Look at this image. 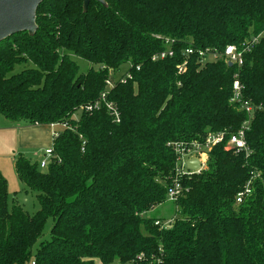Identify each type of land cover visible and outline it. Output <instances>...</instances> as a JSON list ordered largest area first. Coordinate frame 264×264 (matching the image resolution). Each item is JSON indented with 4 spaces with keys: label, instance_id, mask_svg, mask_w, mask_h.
<instances>
[{
    "label": "trees",
    "instance_id": "1",
    "mask_svg": "<svg viewBox=\"0 0 264 264\" xmlns=\"http://www.w3.org/2000/svg\"><path fill=\"white\" fill-rule=\"evenodd\" d=\"M103 1L84 12L83 0H45L34 34L0 42V114L66 124L44 170L15 158L18 180L37 192L34 214L15 196L9 202L0 172V264H264V0ZM258 34L240 67L184 55L188 46L222 50ZM167 39L173 56L152 60ZM24 62L33 67L12 74ZM127 63L130 77L106 93L119 122L103 106L80 111ZM235 79L255 108L249 152L216 144L205 169L176 174L170 143L232 133L246 119L231 102ZM174 179L183 188L173 202L178 218L163 228L145 214L166 201Z\"/></svg>",
    "mask_w": 264,
    "mask_h": 264
},
{
    "label": "built area",
    "instance_id": "2",
    "mask_svg": "<svg viewBox=\"0 0 264 264\" xmlns=\"http://www.w3.org/2000/svg\"><path fill=\"white\" fill-rule=\"evenodd\" d=\"M261 34H258L256 36H252L250 39H245L244 41L239 42L238 44H228L224 47L222 50H218L215 48L211 49H197L193 48L191 46H188L184 50L185 57L191 55V54H198L199 62L205 63L207 61H217L222 60L227 65L236 67H240L243 62V56L248 51L253 48V45L258 41ZM173 40H166L165 41V49L161 52L154 54L152 57V60H158V59H164L166 57H172L174 54V49L172 48ZM184 63L178 67V71L184 70ZM130 64H128L129 68ZM128 68L124 74H119L118 76L115 75V78H109L105 80V88L104 91H102L99 95V98L95 100L92 103H88L84 106H81L79 108L82 112H91L93 110H97L101 106H103L106 111L115 119L116 122H119V113L112 102L108 101L106 99V93L107 90L112 88L114 86V83L117 82L124 83L129 77ZM116 73V72H115ZM233 92L231 97V102L238 106L240 110H243L246 115V119L242 122L241 127L232 133H228L226 131H218V132H207L206 136L204 137V141L202 142H192L189 144H184L181 142H173L170 143V145L173 147L174 152L177 154L176 159V166H175V172L176 174L184 173L186 172H199L206 168L209 151L211 148L216 145L223 143L225 144L226 149H233L235 151H244L245 153H248L249 150L247 148L246 144V131L250 127V122L253 118L254 114V106L243 98L242 94V86L239 83L237 79L233 81ZM50 126L53 128L52 137L56 135V127H62L64 128L66 126L65 123H51ZM41 159L38 162L39 167L46 168L50 162V159L53 155L52 147H48L44 150H42ZM196 158L199 163L200 167L196 171H192L190 169H187L186 167V161L190 159ZM182 185L177 180L174 179L170 183V185L167 187V198L169 201H175L182 195ZM250 193V189L248 186L246 187L244 192L237 193L235 196V202L241 203L243 201V198ZM172 220L160 222L156 221L157 225H161L163 228H168L171 225ZM34 264V263H31ZM103 264V263H100ZM110 264H120L119 262H113Z\"/></svg>",
    "mask_w": 264,
    "mask_h": 264
},
{
    "label": "rangeland",
    "instance_id": "3",
    "mask_svg": "<svg viewBox=\"0 0 264 264\" xmlns=\"http://www.w3.org/2000/svg\"><path fill=\"white\" fill-rule=\"evenodd\" d=\"M72 59L75 60V62L78 64L79 72H85L90 67V64L82 58L72 56ZM27 67H33V66L29 62L16 64L13 67L12 74L18 73ZM127 68H128V63L121 65L118 71H116V73L115 72L112 73L113 78H115V75L118 76L119 74H124ZM79 113L80 111H78L76 115H78ZM0 118L2 117L0 116ZM2 127H4V124L0 122V128ZM59 128H62V127H56V129L58 130ZM11 147H12V143L9 142L8 145L6 146L7 152L5 154L0 153L2 154L1 156H6L4 158H1V161L4 162V165L6 164L5 167L6 169H8L6 177L4 176V178L7 180V189H8L9 197H10L9 202H11V200L13 199V196H15V200L17 201V203H19L27 213L34 214L39 208V205L35 198V195L37 194V192L27 190L25 185L18 180L14 172V169L12 168L11 160L14 155V152L12 153ZM39 168L41 170L45 169L41 167ZM176 210L177 209L173 205V201H169L166 195V201L163 204L158 205L152 211H150L149 213H146L145 215L148 214L153 217H158L159 219H161L160 222H165V221H170V220L178 218V214L176 213ZM51 224H52V220L49 219L44 226L43 234L39 238V241L45 240L49 237V230H50Z\"/></svg>",
    "mask_w": 264,
    "mask_h": 264
},
{
    "label": "crops",
    "instance_id": "4",
    "mask_svg": "<svg viewBox=\"0 0 264 264\" xmlns=\"http://www.w3.org/2000/svg\"><path fill=\"white\" fill-rule=\"evenodd\" d=\"M0 122L4 127L0 128V153H6V146L9 142L12 143L11 151L14 152L12 157V168L14 169V161L18 155L39 162L42 155V150L52 147V132L53 128L50 124H31L27 120L10 121L0 114ZM11 154V153H10ZM0 154V172L6 177L7 170ZM9 157V156H8ZM15 172V171H14ZM8 193V200L9 192Z\"/></svg>",
    "mask_w": 264,
    "mask_h": 264
},
{
    "label": "water",
    "instance_id": "5",
    "mask_svg": "<svg viewBox=\"0 0 264 264\" xmlns=\"http://www.w3.org/2000/svg\"><path fill=\"white\" fill-rule=\"evenodd\" d=\"M45 0H0V42L10 36L28 32L32 35L36 31V12L39 4ZM91 0H83L85 12ZM105 4L103 0H94ZM187 169L196 171L200 167L194 158L186 161Z\"/></svg>",
    "mask_w": 264,
    "mask_h": 264
}]
</instances>
